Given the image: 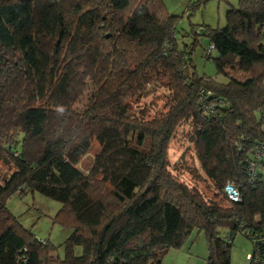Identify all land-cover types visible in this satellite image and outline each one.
<instances>
[{
    "label": "trees",
    "instance_id": "1",
    "mask_svg": "<svg viewBox=\"0 0 264 264\" xmlns=\"http://www.w3.org/2000/svg\"><path fill=\"white\" fill-rule=\"evenodd\" d=\"M225 10L223 26L192 27L181 44L162 0H0V264H160L193 229L205 264H230L237 233L254 249L264 232V0ZM200 34L225 81L197 72ZM154 87L167 94L151 115L140 103ZM185 123L211 197L169 168ZM227 181L238 201L225 197ZM35 191L60 203L52 222L70 230L61 259L6 206Z\"/></svg>",
    "mask_w": 264,
    "mask_h": 264
},
{
    "label": "rangeland",
    "instance_id": "2",
    "mask_svg": "<svg viewBox=\"0 0 264 264\" xmlns=\"http://www.w3.org/2000/svg\"><path fill=\"white\" fill-rule=\"evenodd\" d=\"M168 13L176 15V36L179 42L189 43L191 28L199 26L205 28L224 25L225 12L229 5H236L237 0H162ZM188 7V9H186ZM198 45L191 55L192 62L200 74L216 76L217 80L225 81L222 75H216L214 63L206 59L204 49L208 48V38L204 34L198 36ZM215 52H212V56ZM166 89L154 87L149 94L142 98L141 105L149 109L154 115L162 110L165 102ZM259 117V113H256ZM192 129L188 123L178 126L172 134L167 146L169 168L178 178L195 186L207 197L213 194L211 182L200 171L195 159V153L189 135ZM9 175V167L0 162V180ZM8 209L16 215L21 224L30 228L37 239L47 240L56 246L55 253L63 258L64 251L60 245L70 233V230L52 222V218L59 210L60 203L37 191L27 192L22 196L12 194L6 202ZM75 254H80V247H76ZM252 250L250 239L242 232L237 233L231 245L230 264H248V255ZM207 247L203 232L193 229L180 248H172L162 257L160 264H205Z\"/></svg>",
    "mask_w": 264,
    "mask_h": 264
},
{
    "label": "built area",
    "instance_id": "3",
    "mask_svg": "<svg viewBox=\"0 0 264 264\" xmlns=\"http://www.w3.org/2000/svg\"><path fill=\"white\" fill-rule=\"evenodd\" d=\"M256 148L258 149L256 156L262 155L261 153H264V143H259L256 145ZM248 167V169L254 173L253 167H255V162H251ZM223 192L225 197L230 201H238L240 198L239 190L233 182L227 181L223 187ZM254 243V249L249 254H247L248 260L253 264H264V232H262L259 237L255 238Z\"/></svg>",
    "mask_w": 264,
    "mask_h": 264
},
{
    "label": "crops",
    "instance_id": "4",
    "mask_svg": "<svg viewBox=\"0 0 264 264\" xmlns=\"http://www.w3.org/2000/svg\"><path fill=\"white\" fill-rule=\"evenodd\" d=\"M162 264H165V263H162Z\"/></svg>",
    "mask_w": 264,
    "mask_h": 264
},
{
    "label": "water",
    "instance_id": "5",
    "mask_svg": "<svg viewBox=\"0 0 264 264\" xmlns=\"http://www.w3.org/2000/svg\"><path fill=\"white\" fill-rule=\"evenodd\" d=\"M91 264H93V263H91Z\"/></svg>",
    "mask_w": 264,
    "mask_h": 264
}]
</instances>
